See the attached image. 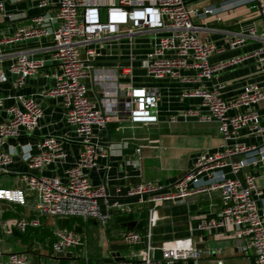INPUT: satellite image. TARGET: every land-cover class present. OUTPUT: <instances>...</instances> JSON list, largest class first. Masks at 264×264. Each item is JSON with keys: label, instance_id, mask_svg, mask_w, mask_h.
I'll return each instance as SVG.
<instances>
[{"label": "built area", "instance_id": "built-area-1", "mask_svg": "<svg viewBox=\"0 0 264 264\" xmlns=\"http://www.w3.org/2000/svg\"><path fill=\"white\" fill-rule=\"evenodd\" d=\"M20 1L43 12L29 16L9 8ZM190 1L0 0V22L29 20L0 34V85L13 74V88L18 90L48 62L54 63L55 72L45 76H52L55 85L43 95L61 100L64 119L83 144L78 161L64 177L45 174L48 166L68 157L62 137H40L36 143L39 152H22L25 170L18 175L16 186L0 187V264H32L23 253L5 252L2 239L7 225L26 232L29 227L40 228L42 216H54L53 251L73 253L79 248L83 252L87 250L86 235L59 226L56 219L94 218L108 227L115 214L139 209L146 213V234L136 228L126 230L127 255L115 256L109 264H200L213 249L200 247V239L193 234L154 242L158 206L194 195L217 196L223 207L217 216L195 214L192 231L207 232L216 240L241 239L239 252L254 257L253 264H264V208L258 205L263 194L258 181L264 180V113L258 105L264 101V83L248 82L236 97L227 99L226 83L214 81L221 71L249 59L264 72V0H223L201 8ZM242 14L256 15L261 27L256 22L239 29L211 25ZM213 33H220L231 50L251 41L258 46L215 62L213 56L226 47L208 37ZM30 41L34 45L27 46ZM109 61L113 65H106ZM136 66L146 78L193 84L181 97L198 99V103L167 114V119L171 123L217 122L222 142L213 152L199 153L192 168L171 186L145 181L131 186L128 198L121 200L110 198L103 185L94 184L88 171L98 166L100 156L107 155L99 140L112 122L126 120L147 126L160 120L158 88L142 81L132 80L128 85L120 81L123 75L134 78ZM8 97L13 96H0V175L8 173L15 162V149L3 148L6 141L33 133L44 117L36 97H14L7 104ZM245 129L249 137H259L260 143L244 141ZM136 152L140 160L141 148ZM4 203L20 205L25 212L5 220ZM216 264L226 263L218 259Z\"/></svg>", "mask_w": 264, "mask_h": 264}, {"label": "crops", "instance_id": "crops-1", "mask_svg": "<svg viewBox=\"0 0 264 264\" xmlns=\"http://www.w3.org/2000/svg\"><path fill=\"white\" fill-rule=\"evenodd\" d=\"M222 1L191 0L190 4L201 8L212 3L220 4ZM9 8L18 12H25L29 16L43 12V10L26 1H20L15 5L10 4ZM28 22V17H22L14 21H2L0 22V34L12 32ZM252 22H256L259 27L262 25L261 19L254 14H242V16L223 24L213 22L211 25L214 27L222 26L239 29L247 27ZM208 37L216 41L220 46L226 47L225 51L213 56L212 60L215 62L242 52H249L258 46L257 43L251 41L238 50H231L226 46V42L220 33H213L208 35ZM26 45L32 46L34 42L30 41ZM106 65L111 66L113 62L109 61ZM55 70L54 63L48 62L41 73L29 77L25 86L18 90L13 88V82L16 79L13 74H9V82L0 85V96H13L12 98H7V104L14 102V97L18 99L21 96H33L38 99L44 111V117L41 119L37 130L18 138H10L3 146L5 150L15 149V162L10 166L6 174L16 177V180L18 175L25 170V163L21 158L22 152L29 151L33 154L39 152L36 143L40 137L46 135L60 136L63 138L65 148L68 151V157L65 161L55 162L45 169V174L49 176L58 175L64 177L66 170L78 161L83 148V144L78 140L72 128L64 119V109L61 100L43 95L46 90L51 89L55 85V79L52 76L46 77L45 73L51 74ZM133 72L134 78L131 75H123L120 78L121 83L128 85L130 81L136 80L142 81L141 84L145 86L158 88L160 90V120L147 126L126 120L112 122L108 129L102 132L99 140L107 155L100 156L98 166L88 171L94 184L103 185L110 198H120L121 200L128 198L127 192L131 186L145 181H158L166 187L171 186L192 168L199 153L213 152L222 142L217 122L199 123L185 121L182 123H171L168 121L167 114L198 103V99L181 97L183 90L193 87V84L156 81L146 78L144 71L139 66H136ZM214 81L225 82V97L233 99L240 93L244 84L248 82L264 83V72L259 70L254 59H249L239 66L221 71ZM87 83L91 95L94 96L95 90L92 79H89ZM258 108L264 113V101L258 105ZM242 133L244 134V141L260 143V138L256 136L249 137L246 129ZM137 148H141L140 160L136 152ZM16 180L14 186H16ZM258 182L263 188V194L258 199V205L264 208V180L259 179ZM222 207L223 204L219 197L211 198L207 195H194L178 203L166 202L160 204L158 206L159 221L154 229V242L161 244L163 241L193 234L200 239L197 243L200 247L209 246L213 249V254L204 255L199 261L200 264H216L218 259H223L226 264H253L254 257L245 256L238 250V247L242 244L241 239L216 240L207 232L191 230L196 225V221L193 220L195 214L204 212L211 216H217ZM22 212H25L24 207ZM142 213L141 209H139L132 213H117L112 216L109 226L104 227L108 235L106 239L108 243L106 242V248L99 254L94 253L91 255L89 250L88 223L94 221V223L101 224L94 218L87 220L80 218L81 220L75 222L72 227L67 226V218H60L61 221L57 222L61 227L76 229L86 235L87 250L83 251L85 254L81 249L74 248L71 257L65 256L57 259L55 258L57 253L53 251L52 246L51 248L46 247L32 238L26 243L21 242L19 235L16 234L19 230L14 225H7L4 233L14 235L17 244L11 250L8 252L5 250V252L23 253L32 264H79L80 259L91 260L95 264H103L96 262V260L107 258L112 253L118 257L127 255L128 246L124 242L123 233L129 230L135 221L134 228L138 227ZM12 218H17V216L4 217L5 220ZM145 226L146 221L141 224L140 230L143 231ZM41 227H43V224ZM36 244H39L40 248Z\"/></svg>", "mask_w": 264, "mask_h": 264}, {"label": "rangeland", "instance_id": "rangeland-1", "mask_svg": "<svg viewBox=\"0 0 264 264\" xmlns=\"http://www.w3.org/2000/svg\"><path fill=\"white\" fill-rule=\"evenodd\" d=\"M16 177H13L9 174L0 175V182L3 187H13L15 183ZM32 204H34L33 201H31ZM2 207L5 210L9 209V204H2ZM41 221L43 224V227H41L39 230L42 231L43 228L46 230H53V227L55 225V217L50 215H44L41 217ZM56 221L59 223L61 220L60 218L56 219ZM89 231V250L90 254L93 255L102 253L104 251V248H106V239L108 238V235L106 233L105 226H102L101 224L94 223V221L88 223ZM3 243L4 248L6 252L11 250L17 244L16 240L14 239V235H10L8 233H3ZM108 243V242H107ZM39 246V244H36ZM141 264V263H136Z\"/></svg>", "mask_w": 264, "mask_h": 264}, {"label": "trees", "instance_id": "trees-1", "mask_svg": "<svg viewBox=\"0 0 264 264\" xmlns=\"http://www.w3.org/2000/svg\"><path fill=\"white\" fill-rule=\"evenodd\" d=\"M22 210L23 207L20 205H15V204H11L9 206V209L5 211L4 213V217L5 218H9V217H14V216H20L22 215ZM145 212L142 213L141 215V220L138 224V227L136 229L140 230V226L142 223H145ZM81 219L78 217H71V218H67V226L68 227H72L74 225L75 222H79ZM134 224L131 226V228L129 229H135V222H133ZM17 235H19V239H21V242L26 243L28 242L31 238L42 243V245H45L46 247H50L52 246V243L54 241V234H53V230H46L43 228L42 231L39 230V228L36 227H29L28 230L26 232H16ZM79 264H95L93 261L91 260H86V259H80Z\"/></svg>", "mask_w": 264, "mask_h": 264}, {"label": "water", "instance_id": "water-1", "mask_svg": "<svg viewBox=\"0 0 264 264\" xmlns=\"http://www.w3.org/2000/svg\"><path fill=\"white\" fill-rule=\"evenodd\" d=\"M143 232H144V234H146V228H143ZM65 256L66 257H71L72 256V252H60V253H57L55 255V258L59 259L61 257H65ZM113 260H116L114 253L111 254V257L97 259L96 262L103 263V264H109Z\"/></svg>", "mask_w": 264, "mask_h": 264}]
</instances>
